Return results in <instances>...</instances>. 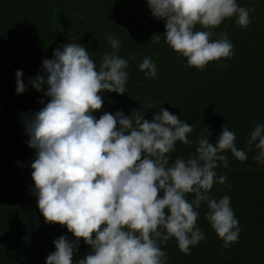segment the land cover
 Here are the masks:
<instances>
[{
    "label": "clouds",
    "instance_id": "9594fccd",
    "mask_svg": "<svg viewBox=\"0 0 264 264\" xmlns=\"http://www.w3.org/2000/svg\"><path fill=\"white\" fill-rule=\"evenodd\" d=\"M146 5L164 22V42L198 70L233 55L227 33L212 40L211 29L233 16L243 28L250 23L251 9L237 0H146ZM196 25L209 30H195ZM153 36L159 43L160 35ZM107 40L113 51L103 55L99 68L85 47L73 42L53 49L52 58L42 59L41 72L27 78V85L49 98L46 104L38 101L43 107L37 112L25 114L26 144L35 150L32 194L45 222L65 226L75 238L54 239L55 250L44 264H74L80 238L90 248L75 264H166L157 241L169 238L190 255V246L205 239L196 224L202 203L221 247L228 248L241 229L229 196L217 200L210 189L227 179L215 171L218 162L228 167L225 153L245 161L246 150L237 148L235 132L227 127L210 143L206 128L195 152L170 164L177 141L193 143L187 138L192 125L177 115L159 108L151 121L139 111L104 112L97 119L93 112L101 109L104 92L126 93L128 78V62L117 55L119 39L109 33ZM138 68L145 78L157 75L150 57ZM14 76L15 93L27 91L22 70ZM253 145L259 150L254 160L264 164V124L250 132L248 150ZM188 193L194 194L192 201Z\"/></svg>",
    "mask_w": 264,
    "mask_h": 264
},
{
    "label": "trees",
    "instance_id": "16d2710c",
    "mask_svg": "<svg viewBox=\"0 0 264 264\" xmlns=\"http://www.w3.org/2000/svg\"><path fill=\"white\" fill-rule=\"evenodd\" d=\"M45 0H0V264H44L54 251L52 241L60 236L75 239L65 226L46 223L32 194L30 164L35 150L26 144L25 114L37 112L43 90L27 85V78L41 72L42 50L39 43V13ZM55 18L53 49L79 43L89 52L97 68L105 53L112 52L107 34L120 41L117 55L128 62L126 93L104 92L98 119L104 112L139 111L151 121L159 108L189 123L191 145L176 142L169 154L187 159L195 152L197 140L206 136L214 143L223 127L235 132L236 146L245 149L247 159L236 160L230 152L228 167L218 162L216 183L210 194L219 200L228 195L241 231L238 241L222 248L223 241L205 219L207 207L197 210V227L205 239L182 253L175 238L160 243L166 264H264V164L254 160L259 151L248 150L247 141L256 124H264V0H237L251 9L246 28L236 17L226 18L211 29L210 39L224 33L233 45V55L209 62L203 70L188 66L186 58L164 42V22L154 18L146 0H51ZM195 30L204 29L200 25ZM160 35L159 43L155 36ZM153 36V37H152ZM152 37V38H151ZM151 38V39H150ZM150 57L156 65L155 78H145L138 65ZM16 70H22L27 91L15 93ZM42 74V73H41ZM159 195V193H158ZM192 201L194 194H186ZM103 227V225L101 226ZM162 230V229H161ZM163 231V230H162ZM94 237V234H93ZM90 246L80 238L72 260L83 259Z\"/></svg>",
    "mask_w": 264,
    "mask_h": 264
},
{
    "label": "rangeland",
    "instance_id": "374dc122",
    "mask_svg": "<svg viewBox=\"0 0 264 264\" xmlns=\"http://www.w3.org/2000/svg\"><path fill=\"white\" fill-rule=\"evenodd\" d=\"M38 20L41 28L39 43L42 50V55L44 59H50L52 58L53 52V37L55 27V18L51 0L44 1Z\"/></svg>",
    "mask_w": 264,
    "mask_h": 264
}]
</instances>
